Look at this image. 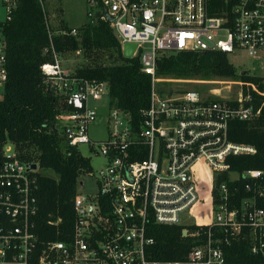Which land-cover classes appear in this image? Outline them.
<instances>
[{"label": "built area", "instance_id": "2783aa9c", "mask_svg": "<svg viewBox=\"0 0 264 264\" xmlns=\"http://www.w3.org/2000/svg\"><path fill=\"white\" fill-rule=\"evenodd\" d=\"M40 2L45 8L46 1ZM0 5L5 12L1 20H9L16 0H0ZM88 5V23L107 22L121 50L126 43L136 45L129 58L151 76L148 105L136 124L129 111L111 104L107 82L64 69V55L51 44L52 61L40 68L45 83L65 104L56 115L57 125L67 144H86L104 162L88 173L96 190L73 198L69 238L42 242L35 224L39 166L35 162L31 168L6 143L0 159V264H264V171L231 172L227 161L256 153L254 146L229 138V123L257 115L260 109L247 104L248 91L251 87L264 104V89L225 79L200 81L225 82L227 94L159 88L158 83L172 79L157 75V61L180 51L264 56V0H88ZM45 16L48 22L50 15ZM59 33L77 35L79 28ZM6 79L0 35V89ZM231 85L239 88L232 92ZM101 118L107 136L92 139L90 126ZM225 171L231 179H248L250 195L239 205L229 206L225 183L219 188L221 202L214 205V178ZM152 222L196 225L183 230L198 243L184 261L154 260L148 256L154 243L147 231ZM242 241L255 259L229 261L224 247Z\"/></svg>", "mask_w": 264, "mask_h": 264}, {"label": "trees", "instance_id": "16d2710c", "mask_svg": "<svg viewBox=\"0 0 264 264\" xmlns=\"http://www.w3.org/2000/svg\"><path fill=\"white\" fill-rule=\"evenodd\" d=\"M45 6L40 0H16L10 19H0L7 69L0 98V159L5 144L11 143L21 160L38 164L35 195L39 210L35 224L42 242L69 238L75 218L73 198L78 192V179L92 170L90 159L77 147L67 144L57 125L56 115L65 104L45 83L40 68L42 63L52 61L51 44L60 55L82 50L88 56L98 57L104 51L115 52L119 60L113 64L96 61L74 71L79 76L107 82L111 104L129 111L136 124L141 121V110L148 105L152 87L151 76L141 70L139 61L123 55L120 42L107 22L85 23L77 35L61 34L60 30L71 27L63 19L58 25L51 24L49 17L47 22L45 15L49 16L50 10L47 3ZM157 75L171 79L240 80L264 89V76L239 71L223 52L180 51L162 56L157 61ZM248 92L251 100L247 104L260 111L249 120L230 121L228 132L232 141L256 148L254 154L227 159L230 171L239 174L248 169L264 171L263 97L251 87ZM247 181L243 177L231 179L227 171L215 175L214 205L221 202L222 183L228 187L229 206L239 205L242 198L250 195L245 188ZM193 213L201 219L198 211ZM184 228L190 231L197 226L150 223L147 231L154 243L148 249V256L160 261H184L191 247L198 243L190 236H183ZM224 250L229 261L255 259L249 254L246 241L225 246Z\"/></svg>", "mask_w": 264, "mask_h": 264}, {"label": "rangeland", "instance_id": "374dc122", "mask_svg": "<svg viewBox=\"0 0 264 264\" xmlns=\"http://www.w3.org/2000/svg\"><path fill=\"white\" fill-rule=\"evenodd\" d=\"M50 10L51 24L58 25L63 19L71 28H79L85 23H88L89 17L87 12L89 10L88 0H45ZM5 18V12L0 5V19ZM119 59L115 52L104 51L98 57L94 55L88 56L84 52H72L63 56V67L68 71H74L76 68L83 65L94 64L96 61L103 64H113ZM230 62L239 70L246 71L249 74H258L264 76V56L259 59L252 58L245 51H238L229 56ZM262 64V65H261ZM171 79V78H168ZM220 80V79H211ZM168 83H158L159 88L171 87L175 89L186 88H201V90L219 89L222 94L226 93L225 86L229 85L225 82H208L200 81V79H180L169 80ZM232 92L237 91L239 85H231ZM3 89H0V98L2 97ZM100 105V104H99ZM90 137L92 139H103L107 136L106 125L104 118H101L97 123L90 126ZM81 154L88 157L91 162L92 169L97 171L104 162L101 155L92 153L86 144H81L78 147ZM40 170V169H39ZM82 183V185H81ZM78 192L87 194L96 190L95 178L91 175H82L78 179Z\"/></svg>", "mask_w": 264, "mask_h": 264}, {"label": "water", "instance_id": "95a60500", "mask_svg": "<svg viewBox=\"0 0 264 264\" xmlns=\"http://www.w3.org/2000/svg\"><path fill=\"white\" fill-rule=\"evenodd\" d=\"M135 47H136V45L134 43H126V44H124L123 45V50H122L123 55L125 57H128V58L131 57ZM36 165H37L36 163H32L31 164V168H35ZM182 234H183V236H186L187 235L186 230H183Z\"/></svg>", "mask_w": 264, "mask_h": 264}]
</instances>
